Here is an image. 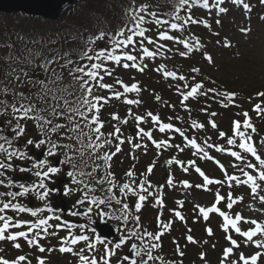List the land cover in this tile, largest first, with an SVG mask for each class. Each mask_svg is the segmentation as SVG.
Wrapping results in <instances>:
<instances>
[{"label": "snow or ice", "instance_id": "snow-or-ice-1", "mask_svg": "<svg viewBox=\"0 0 264 264\" xmlns=\"http://www.w3.org/2000/svg\"><path fill=\"white\" fill-rule=\"evenodd\" d=\"M232 2L235 3L236 0H232ZM260 2L264 4V0H260ZM198 3H200V0H174L175 14L173 15V19L177 22H170L169 20L157 18L156 12L148 11L147 6L133 8L131 12L128 13L131 26L125 24L124 27L119 28L114 34L101 32L95 37V41L88 42L92 44L107 36L111 45L110 48H101L96 51L94 56L89 55L87 51H85L80 56V59L76 61L68 58L69 53H64L63 56L56 55L52 58L44 56L40 61H37V58L42 54L38 51L29 52L23 59H19L11 53L9 54L6 59L16 62L17 65H26L28 70H25L24 67H14L12 63H9L7 69L2 72L3 79H0V97H4L0 99V116L10 117L6 124L0 123V187L7 189V191H0V205H2V207H0V214L5 213L6 210L19 213L27 212L33 217H36L38 213L44 212L45 210L52 213L53 209L47 203V198L51 193V189L46 182L52 175L66 172L72 184L77 187L71 189L65 188V194L82 192L83 195L76 201V204L80 206L85 205L86 202L88 204L82 212L72 211L69 215L83 216L86 218L87 223L73 225L68 221H64L62 225L56 226L57 229L63 227L69 230L67 237L60 239L61 246L59 247V252L73 253V246L77 245L79 242H86V250L92 255H84L85 248H80L79 253H74L79 257V264H110L111 257L115 256L117 250L121 249L126 242L138 241L139 243H131L129 251L133 253V258L130 260V264H149L150 261L161 259L153 255V250L161 247V237L170 229L172 222H162L160 220L161 213L156 217L157 222L160 224V231L153 233L142 227L140 217L136 214L141 210L143 206L142 202L147 201L149 197L155 196V204L153 207L157 205L163 207V201L160 196H157L150 190L152 187L150 181L140 179L136 187L133 186L135 181H132V183L125 182L118 186L111 172L106 170L105 176L101 178H97L96 175L98 169L101 167L96 161H104L107 169V167H110L107 162L111 160L112 156L121 151L120 145L126 142L121 138L122 133L119 127H115L114 131L107 135L102 132L104 125L99 120L98 115L94 114L98 113L102 107V105H98L97 102L102 99L105 101L112 98L120 99L123 96L126 104H139L140 101L138 99H129L126 94L138 93L141 89L135 82L131 83L129 86L121 80H116L115 84L120 85L123 91H114L110 97L105 98L94 94L92 81L103 80L101 70L108 76L112 75V73L104 67L108 62H114L119 66L123 60L126 61L122 63L123 68L136 69L141 73L147 68L146 64H137V59L143 61L145 57H155L159 49L164 47V45L157 44L156 40L147 37L146 32L149 31V29L142 25L154 23L161 29L170 28L171 30L178 31L186 30L188 25L199 24L201 22L204 27H211L206 20L198 21L193 19L191 15L187 17H181L179 15L180 11L185 7L191 9L193 4ZM220 4L221 0H214L213 7L217 9L219 14L226 13L227 9L220 6ZM203 7L208 8V0H203ZM243 7L247 10L250 8V5L248 3H243ZM146 17H151V19H146ZM220 23L221 21L217 19L216 24ZM248 31L250 30L247 28H240L241 33H247ZM134 37L137 39H134ZM145 40H147L148 45L155 44L156 51L149 50V47L145 46ZM159 40L173 41L182 45L185 51H179L181 57H187L189 54L194 51H199L202 48L200 39H195L193 43L189 40L169 35L166 30L159 31ZM224 46L230 47V44L225 42ZM137 47L141 53L139 56L128 51L130 48L135 51ZM117 52L121 54H117ZM204 57L209 62L212 61V57L207 53H204ZM62 58L64 62L60 63ZM84 59L96 62L82 64L80 61ZM54 64L57 65V67H53ZM73 64H75V66H73ZM58 68L60 69L59 71L57 70ZM65 70L67 77L71 78V82L67 84L64 83L66 79ZM155 71L162 72L164 78L171 77L173 79H179L180 81L186 79L184 75L178 76L175 71L165 70L164 64H161ZM199 71L200 69L196 67L191 69L192 73H197ZM193 81H195V76H193ZM99 86L103 89H112L113 87L111 84L104 83H100ZM183 87L185 89H190L186 92H180L182 97L180 104L184 106L186 110L187 106L185 105V101L189 100V98H196L197 96L206 97L209 93H216L217 96L227 99L228 103H224L223 99L220 101L222 107H228L235 98L234 93H220L214 88L203 91L205 88L203 82H194L191 86L184 84ZM258 95L264 97V92L258 93ZM155 99L159 101L161 97L156 95ZM167 106L172 107V105ZM254 110L257 115H261L262 111H264L261 109L260 104L255 105ZM128 111L129 115L133 117L136 122L137 132L135 139L143 140V138H147L157 150L175 148L183 152L185 148L190 146L191 149L196 150L193 153L194 155L202 154L200 156L201 159L206 158L208 160H214V157L209 155V152L197 143V139H190L181 127H175L171 122H162L161 118L151 111L146 113V116L149 117L152 122L153 128H158L161 134H165L168 130L179 134L184 140V147L170 143L171 138L154 139L152 129L146 131L144 128L140 127V124L145 122V116L133 113L131 108H129ZM201 111H206V109H201ZM216 115L217 113L215 112L211 113L212 117ZM243 116V130L240 121H233L231 129L233 133L232 136H228L224 131H219V138L226 139L228 146L237 145L236 138L238 137L239 143L237 147L240 151L232 150L231 148L226 149L218 143H209L210 137L209 140L204 141V145L207 149H215L216 152H227L230 154V157L235 158V161L239 162V164L233 163L232 167L239 169L242 176L246 178L243 180L237 175L228 174L224 165L221 164L219 160H214L224 173V180L229 182V188L232 187L231 182H235L237 185H250L251 193L257 194L258 188L261 187L257 181L264 182V158H262L261 154H258V147H264V139L260 141L258 146L254 145L252 136L249 135L246 130L251 129V131L255 133L256 128L250 122L248 112H244ZM112 118L115 120L118 117L113 114ZM176 119L178 120L180 117H176ZM189 119L192 129H205V124L198 123L195 119H191L190 117ZM29 120L35 122V127L38 129L39 135L42 138L38 140L29 138L21 144V138L26 132L25 124L22 123V121L26 122ZM122 123L127 124L128 120L125 119ZM208 123L211 125L212 129L218 128L214 119H210ZM9 132H11L12 135H9ZM133 139L132 136L127 137V142L132 144L133 148L140 149L143 147L147 150V144L133 143ZM114 140L118 141V143L115 144V151L112 153L105 152L103 155H100V151L104 149L105 146H111ZM30 146L37 150L43 149V158L36 159L31 155ZM245 154H248V156L246 157ZM61 156L63 157L62 159L60 158ZM57 157L59 158L58 164H54L52 159H56ZM252 158H254L255 162H253ZM15 161L29 162L31 166H22L21 164L15 163ZM173 162L181 166L185 173L189 171V167H185L184 163L175 157L167 161L170 165ZM187 164L194 167L195 172L202 178L203 183L197 184V188L202 187L204 190H208L210 185H223L224 180L210 178L200 167L196 166L194 160L187 161ZM66 165L70 166L72 170L69 171L65 167ZM153 167V165L148 166L147 172L149 174L152 173ZM248 170H254L255 174H252ZM17 171L21 173H30L39 179L37 182L27 186L24 183H17L7 175L8 172L14 173ZM126 175L131 178L135 174L132 170H129ZM92 181H94L96 185L108 186L102 188L101 195H96V188L90 183ZM181 184L185 188L191 187V184L187 180L182 181ZM167 185L170 187L174 186L171 176L168 177ZM117 187H119V196L114 192V189ZM13 188H17L19 191H12L11 189ZM29 194L34 195L37 200L44 202V206L37 207L33 210L31 207L22 206L21 203L12 202L18 197L27 198ZM129 196L137 197L134 203V210L130 207L129 203L125 202ZM5 197L9 199H3ZM239 199L242 200L243 197ZM259 199L264 203V196H260ZM224 201L225 197L217 192L215 201L210 206L204 207L197 205L196 207L204 220H208L209 214L211 213L218 214L223 218L222 228L224 231L227 232L229 230V225H231V229H233L235 233L245 237L247 241L254 243L255 246L264 248V242L253 240L257 233L264 232V225H261L256 219H252L250 223L255 227L247 231H242V229L237 226L238 222L243 219L242 215L236 213L234 218H231L225 211L217 206ZM113 203L117 207H114ZM176 203L182 207L184 201L177 200ZM235 203H237V200L234 199L232 193L229 192L226 207L230 210ZM94 209L97 210L101 219L108 218L119 222L116 230L122 234L118 242L102 240L99 236L92 240L89 235L85 234L86 230L94 231V229H91L92 213ZM105 209H108V211H105ZM170 211H174L175 217L179 220H184L180 211ZM53 219L59 221L61 217L58 215H50L46 219H39L35 223H31L27 231H15L5 235L10 228H19L20 225L25 222L14 221L12 215H0V221H2V225H0V241L6 239L14 242L17 241L18 238H24L29 248L36 246L40 253H44L46 250L51 252L54 249H45V247L40 244V241L47 236H56V231H49L53 227L49 221ZM73 228H77L79 234H74L71 231ZM206 231L209 235L213 234L211 228L206 229ZM186 239L190 243H196L191 235H188ZM226 239L230 241L231 246L223 250L221 264H224L225 260L230 259L234 247L238 246L237 240L233 239L232 236H227ZM98 245L102 247L98 248ZM14 247L19 249L21 245L19 243H14ZM177 253L181 257L184 255L179 248H177ZM262 255H264V253L258 251L246 258L245 255L241 253L238 261H233L232 264H240V262H242V264H249V262H251V264H257L258 258ZM200 256L201 259H203L205 254L202 252ZM26 259L24 255H20L11 261L0 257V264H21V262L26 261ZM37 259L38 264H45L42 258L38 257ZM123 261H129V257H121V262Z\"/></svg>", "mask_w": 264, "mask_h": 264}, {"label": "rangeland", "instance_id": "rangeland-1", "mask_svg": "<svg viewBox=\"0 0 264 264\" xmlns=\"http://www.w3.org/2000/svg\"><path fill=\"white\" fill-rule=\"evenodd\" d=\"M253 2L257 3V7L252 8V6H250L251 9L247 10L248 15H245L246 11L241 6H235L234 9L232 7L230 8L228 5V12L223 14H219L217 9L213 7V4H208V8L202 7L200 9L198 7L200 10L198 21L206 20L208 24L211 25V27L206 28L201 22L199 24H194L196 27H192L190 31H178L179 33L181 32L180 34L182 35H172L174 37L189 40L193 43L195 39H200L202 48L199 51H194L187 57H181L179 55V51H185L182 45L173 41H160L159 33L157 32L155 25H142L143 27L149 29V31L146 32V36L153 38L156 40L157 44H162L164 47L159 49V52L155 57H145L143 61L137 59V64L147 65V68H145L142 73L132 68L122 70V75L120 76L121 80L129 86L133 82H138L140 87H142V85L146 88L154 87L155 92L156 89H161L160 100L163 101L162 104L172 105V107L168 106V108H170V110L173 112L172 116L170 117L171 121H173L175 116L179 114L177 112L175 113L176 110H174V108H178L179 110L184 109L187 116L190 118L192 117L193 119L194 117L200 116V123L205 124V129H199L204 132L203 137H200L201 140H209L210 137L211 139L209 140V143H218L226 149L231 148L232 150L235 149L240 151L237 147L239 143L238 137L236 138L237 145L233 146H228L226 139L219 138V131H224L228 136L233 135L228 133L232 129V122L234 121L235 117V114H232L233 109H231V107L215 106L217 109H214L205 100L192 103V98H189V100L185 101V105L187 106L186 110V108L180 104V93H176L179 91V89H184L183 86L185 83L191 84L193 76L197 77L199 80L214 78L217 81V84H223V86L231 87L233 90L243 89L245 91H249L264 85V5H262L261 2L257 0H254ZM217 19L221 21L220 24H216ZM242 27L247 28L250 31L247 33H241L240 28ZM225 42L229 43L230 47H225ZM144 43L147 44V40H145ZM149 49L156 51V45H150ZM204 53H207L212 57L211 62L204 58ZM135 55L139 56L141 54L135 52ZM147 58H150V60ZM161 64L165 65V70L175 71L177 72L178 76L184 75L186 79L184 81H180L179 79H173L171 77L164 78L162 72L155 71V69ZM193 67L200 69V71L197 73H192L191 69ZM157 81H161V83L158 84ZM99 82L100 80H97V82L92 81L94 89L97 91L96 95H100L105 98L110 97L115 90V86L112 87V89H103L99 86ZM101 83L109 84L108 80L105 79H103ZM172 86H176L177 89V91L175 90L174 94H170V91L174 89ZM97 103L102 105L103 117L107 122L105 127H108L109 124L111 132L115 129V127H119L122 133L121 138L126 141L121 145L122 150L118 153L119 157L121 152L123 154L121 157L123 158L122 170L128 169V167L131 165L140 168L146 175V180L150 181L152 185L150 190H153L157 195L159 194L163 201V207L159 205L153 207L155 204V198H151L146 201V204L144 205V207H146L145 210L136 214L140 217V223L142 227L145 226V228L151 232H154L153 227L157 222L156 217L161 213L162 215H160V218H163L162 222H172L170 229L161 237L160 243L162 245L161 247L170 244L172 249L174 248V245L179 246L180 251H182L184 255L181 257L176 251L171 253L170 257L173 260L175 259V263L178 264L179 262H182V264H193L196 262H203L200 260V252H206V257H208L207 259H209L210 255H214L213 262H215V264H221V261L219 262L221 252L220 249L223 245H227L223 242V240L226 241V237L228 235L232 236L233 239H237L238 246L237 248H234L230 259L225 260L224 264H232L233 261H238L241 253H243L246 258L258 251L264 253V248L255 246L254 243L247 241L245 237L241 235H234L230 230L227 232L224 231L222 228L223 218L218 214L211 213L209 214L208 221H203V217L198 215V208L196 207L197 205L204 207L210 206L215 201L216 193L219 192L225 197V201L221 202L217 206L220 207L221 210L225 211L229 216L240 213L245 219L244 221H248L250 223L252 219H256L261 225H264V203H262L259 199L260 196H264L263 186L261 189L258 188L257 194H252L250 190H242L239 195L233 194L232 196L237 200V203H235L233 208L229 210L226 207L228 193L232 192L231 190L229 191V182L224 180L223 185H210L208 190H204L202 187L197 188L196 185L202 184L203 181L199 174L195 172V168L187 164L186 161H189L190 159L192 160V158L188 156L184 161V166L189 167V171L187 173L183 171L181 166L176 165L175 162H173L171 165L168 164V177L171 176L173 178L174 185L170 187L167 185V180L162 179L160 165L163 161H168L170 158L174 157V155L165 149L157 150L151 144V142L147 140V138H143V140L135 139L137 132L136 122L134 119L131 120L132 117L129 115V112L123 105V98H112L107 101L102 99ZM162 104H160L161 106L159 104L158 106L153 105L151 110L149 108L142 109L141 112H138V110L133 107L131 108L134 110L132 111L133 113L145 116V122L141 123L140 127L144 128L146 131L152 129L153 138L156 140L162 139L164 136L158 133L156 128H153L152 122L150 118L146 116V113L151 111L153 114L158 115V110L163 109ZM154 107H156V109H154ZM201 109H206V111H201ZM212 112L217 113V115L212 117ZM113 114L117 115L118 118L114 120L112 118ZM125 119L128 120L127 124L122 123V121ZM210 119H214L218 126L217 129L211 128V125L208 123ZM131 128L132 130L129 131ZM195 130L196 129H193V131ZM174 134L176 133L173 131L170 133L167 131L166 136L168 135L167 139L171 138L170 143L179 144L181 141H183V138L176 139ZM129 136L134 138L133 143L147 144V150H145L143 147L140 149L133 148L132 144L127 142V137ZM260 141L261 139L256 136L253 143L254 145L258 146ZM113 142L114 145L118 143V141ZM192 150L195 152L194 149ZM206 151H208L209 154L214 157V160H219L220 163L224 165L228 174L237 175L241 178V180L246 179L242 176L238 168L232 167L233 163L239 164V162L235 161V158L230 157V154L227 152H216L215 149L206 148ZM258 154H261L262 158H264V147H258ZM201 155L202 154L196 155L199 160V162L195 161L196 166L200 167L201 170L204 171L205 174L210 178H215V176L219 175L224 176V173L220 171L219 166L214 162V160H208L206 158L201 159ZM245 155L246 157L248 156V154ZM252 159L253 162H255L254 158ZM149 165L154 166L151 174L147 172ZM248 171H250L252 174H255L254 170ZM221 178L223 179V177ZM185 180L189 181L191 184L190 188H185L181 184V182ZM231 184L232 186L236 185L235 182H231ZM240 197H243V199H239ZM177 200L184 201L182 207L176 203ZM130 207H132L134 210V204H132ZM170 210L180 211L184 217V220L181 221L176 218L174 211ZM26 221L32 223L30 219ZM246 227L247 230H250L255 226ZM208 228L212 229V235H209L206 231ZM242 229L243 231H247L244 227ZM85 234L88 233L85 232ZM188 235H191L196 243L188 242L186 239ZM171 238H175L176 242L169 243ZM253 240L264 242V232L257 233ZM79 243L81 244L82 242ZM53 244L54 242L44 243V245H47V249L52 248ZM5 245L6 244L0 245V248L3 249L0 250V257L6 256L7 258H10L12 255H10L11 253L9 250L5 248ZM129 246L125 245L122 246L121 249L117 250L116 255L112 257L114 259L113 264H116L117 261L121 262L119 255L123 253V251H127ZM76 249L80 250L78 248ZM119 251L120 254L118 255ZM47 252L48 251L46 250V253ZM89 255L91 256L92 254L89 253ZM42 256L45 257L46 255ZM42 256L40 258H43ZM62 258L63 259L61 262H58L57 264H63V261L65 262L66 258ZM111 262L110 264H112ZM121 263L130 264L128 261H123ZM240 264H242V262H240ZM249 264H251V262H249ZM257 264H264V255L258 258Z\"/></svg>", "mask_w": 264, "mask_h": 264}, {"label": "trees", "instance_id": "trees-1", "mask_svg": "<svg viewBox=\"0 0 264 264\" xmlns=\"http://www.w3.org/2000/svg\"><path fill=\"white\" fill-rule=\"evenodd\" d=\"M141 6H147L148 11L156 12L157 18L159 19H165L169 20L170 22H177L173 19L174 13V0H75L74 5L58 20H45L40 17H30L26 16L22 13H12V14H3L0 13V79H3L2 72L7 69V66L9 63H12V65L24 67L25 70H28L26 65H17L14 61H9L6 59L9 54L11 53L15 57L19 59H23L25 56L29 54V52H40L42 55L37 58V61H40L43 59L44 56H47L48 58H52L56 55L63 56L64 53H69V57L73 59L74 61L79 60L80 56L83 54V52L87 51L89 55H92L95 51H98L101 48L108 49L111 47L109 40L107 39V36H105L104 39L89 44V41H95V37L99 35L101 32H104L106 34H114L119 28L124 27L125 24H128V26H131L130 23V16L128 13L131 12L133 8H139ZM220 6H224L222 3ZM197 12V11H196ZM189 13L193 16V12H190V9L185 7L182 9L179 13L181 17H187ZM143 14V13H141ZM171 14V15H170ZM146 19H151V17H146ZM151 24L155 25L154 23H149L147 25ZM157 32L160 30H166L169 35H181L178 30H171L170 28H164L161 29L159 26L155 25ZM195 28V25L193 26L188 25L186 30L183 31H190L191 28ZM136 39V37H134ZM102 44V47L100 48V45ZM129 52L133 54V51L131 48L128 49ZM133 51V52H132ZM117 54H121L120 52H117ZM150 60V59H148ZM64 59L62 58L60 60V63H63ZM82 64H90L93 63L91 61H88L87 59H84L80 61ZM109 65V72L112 73L111 76L104 75V78L106 80H110L113 82L116 81V73H121V70H118L116 68V64L114 62H108ZM75 66V64H73ZM53 67H57V65H53ZM60 70L59 68L57 69ZM87 70V69H86ZM66 79L64 83H70L71 78L67 77V73L65 70ZM158 84L161 83V81H157ZM156 82V83H157ZM187 82V81H186ZM194 82H203L205 85V88L203 91H207L210 88H214L217 90V92L220 93H234L235 98L231 104H229L228 107H231L233 109L232 114H235L234 119L236 121L241 122L242 130H243V113L248 112L250 122L254 125L256 128V132L253 133L251 129L246 130L249 135L252 136V138H255L256 136H260L264 134V111H262L261 115H257L256 111L254 110V106L257 104L261 105V109L264 110V97H260L258 93L264 92V85L262 87H256L254 90L245 91L243 89H236L233 90L231 87H225L223 84H217V81L214 78H208L206 80H199L197 77H195V81H193L191 84H188L191 86ZM157 84V87H158ZM154 85V84H153ZM139 86V84H138ZM116 87V86H115ZM140 87V86H139ZM174 89L170 91V94L175 92L176 86H172ZM184 88V87H183ZM141 91L138 93H134V99H138L140 101L139 104L134 105H128L124 102V107H126L127 111L129 108L133 107L138 112H141L142 109H150L153 107V105L162 104L163 101L159 100L157 101L155 99L156 95L161 96V89L157 90L155 92L154 87L146 88V87H140ZM190 89H179V91L176 94H179L180 92H186ZM119 91H122L121 88H119ZM94 94H97V91L94 89ZM4 97H0L2 99ZM10 98V97H9ZM224 100V103H228L227 99L221 96H217L216 93H209L206 97L204 96H197L196 98H193V102L205 100L212 106V108H215V106H221L220 101ZM192 102V103H193ZM98 105H100L98 103ZM168 104H162L163 109L158 110V116L161 118V121H168L170 122V117L172 116L173 112L168 108ZM214 105V106H213ZM161 106V105H160ZM251 106V107H250ZM156 109V107H154ZM176 110L175 112L180 113L175 116L173 122L175 123H183L184 125H187V121L191 130V124L189 116H187L186 111L184 109L179 110L178 108H174ZM168 112V113H167ZM98 115L99 120H101L102 123H105V119L103 117V108H100V111L98 113H94ZM176 117H180V119H176ZM10 117H4L0 116V121H2L4 124L7 123V120ZM200 116L194 117V119L199 122ZM191 119H193L191 117ZM33 122V121H32ZM27 126V122L22 121ZM188 129V128H187ZM189 130V129H188ZM198 130V133L200 136L203 137L204 132L202 130ZM192 131V130H191ZM28 133V129H26V132ZM28 135V134H27ZM198 138V137H196ZM206 150V146H203ZM107 148L105 147L100 151V155H103L105 150ZM172 150L173 153H175ZM177 155L176 158L179 160L185 159V157L190 156V150H184L183 152L176 151ZM87 159V157H86ZM94 159V158H93ZM193 159L196 161V158L193 157ZM123 159H116L114 164L119 166L122 163ZM96 163H99L102 168H104L103 164L104 161H96ZM91 166V162H90ZM90 170V168H89ZM99 170V169H98ZM98 173V171H97ZM134 176L131 178H126L127 181H137L141 177H143L139 171H134ZM97 175V174H96ZM223 177V179L221 178ZM97 178L98 175H97ZM214 179L217 180H224V176H215ZM93 187L96 188V191L102 192L103 186L96 185L94 181H92ZM241 189L240 185H236L233 187L235 191H239ZM113 206L116 207V205L113 203ZM163 210V209H162ZM162 221L163 218H160ZM117 222V226L119 225V222ZM131 226V225H130ZM26 242V240H23ZM11 243V242H9ZM27 243V242H26ZM13 246V257L17 258L20 250H17L14 245ZM10 248L11 247H5ZM35 249V248H34ZM159 253L162 255V261L159 264H173V259L169 256L170 251L167 247L163 248V250L159 251ZM26 258H29L31 256L30 252L23 254ZM52 256L56 261H59L61 257V253H58L57 255L54 253ZM33 259V258H32ZM214 255H211L208 262H197L199 264H215L213 262ZM14 260V259H13ZM171 261V262H169ZM33 262L35 264H38V259H33ZM217 262V261H216Z\"/></svg>", "mask_w": 264, "mask_h": 264}, {"label": "water", "instance_id": "water-1", "mask_svg": "<svg viewBox=\"0 0 264 264\" xmlns=\"http://www.w3.org/2000/svg\"><path fill=\"white\" fill-rule=\"evenodd\" d=\"M75 0H0L1 13L22 12L28 16L41 17L48 20L59 19L74 3ZM166 163L162 165L165 171ZM163 177H166L164 174ZM102 236L111 239L114 228L105 223L96 224ZM126 256H130L126 254Z\"/></svg>", "mask_w": 264, "mask_h": 264}, {"label": "flooded vegetation", "instance_id": "flooded-vegetation-1", "mask_svg": "<svg viewBox=\"0 0 264 264\" xmlns=\"http://www.w3.org/2000/svg\"><path fill=\"white\" fill-rule=\"evenodd\" d=\"M34 152H36L34 149L30 150V154L33 155L35 158V154ZM44 156V152H43V155L40 159H42ZM55 161V158L52 159V162L54 163ZM28 164H30L29 162H27ZM46 170V169H45ZM66 171V170H65ZM62 176H65L66 177V182L64 185L61 184V186H58V185H55V186H52L54 183H56V180L59 178V177H62ZM48 187L51 189V193L49 195V197L47 198L48 201H51V200H56V201H59V199L62 197V198H65V199H70L72 200L73 202L77 200V198H79L80 194L78 192H71L70 194L66 195L65 194V188H69V186L71 185L69 183V179H68V176L66 174V172H62V173H59V174H56V176L52 175L51 178L49 179V181L46 182ZM71 188H75L74 185L71 186ZM74 211V209H71L67 216H70L69 213ZM62 217V214L60 212H58Z\"/></svg>", "mask_w": 264, "mask_h": 264}]
</instances>
